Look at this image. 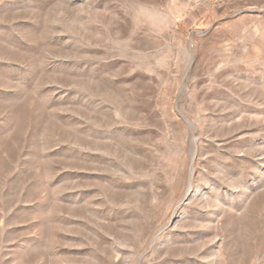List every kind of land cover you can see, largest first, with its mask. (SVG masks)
<instances>
[{"label":"rangeland","instance_id":"1","mask_svg":"<svg viewBox=\"0 0 264 264\" xmlns=\"http://www.w3.org/2000/svg\"><path fill=\"white\" fill-rule=\"evenodd\" d=\"M0 264H264V0H0Z\"/></svg>","mask_w":264,"mask_h":264},{"label":"bare ground","instance_id":"2","mask_svg":"<svg viewBox=\"0 0 264 264\" xmlns=\"http://www.w3.org/2000/svg\"><path fill=\"white\" fill-rule=\"evenodd\" d=\"M189 195H190L189 192H186V193L184 194L182 200H186V199H188Z\"/></svg>","mask_w":264,"mask_h":264}]
</instances>
